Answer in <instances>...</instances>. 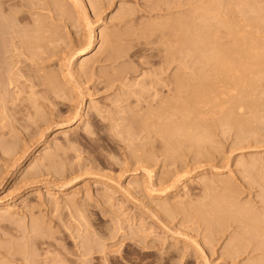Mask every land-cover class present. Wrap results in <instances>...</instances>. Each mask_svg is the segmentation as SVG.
Listing matches in <instances>:
<instances>
[{"label":"rangeland","instance_id":"obj_1","mask_svg":"<svg viewBox=\"0 0 264 264\" xmlns=\"http://www.w3.org/2000/svg\"><path fill=\"white\" fill-rule=\"evenodd\" d=\"M61 1V16L41 8V1L40 7H23L27 27L42 18L49 28L40 45H14L0 32V207L7 210L0 212V256L11 257L4 264H23L27 251L33 264H264L262 252L250 247L227 253L242 232L238 217L219 219L206 212L211 198L234 191L238 205L264 213V180H259L264 177L259 176L264 171V64L247 75L255 91L243 88L256 104L254 118L248 108L236 112L247 115L248 126L225 125L214 105L210 114V104L201 125L211 136L205 132L208 139L197 146L203 154L181 139L179 157L166 156L154 128L145 130L129 119L171 99L175 75L197 66L193 51V59L181 51L183 24L188 21L192 31L198 21L190 11L195 4L77 0L85 6L82 11L76 0ZM207 5L199 11H215L221 20L240 22V28L247 22L246 30L264 37V0ZM125 10L132 13L122 15ZM179 15L189 19L181 22ZM168 19L181 20L169 36L167 29L151 26ZM89 29L93 45L83 55L79 51ZM104 34L118 52L102 43ZM84 60L86 66L79 68ZM228 92L218 101L225 108L232 95L243 100L242 90ZM198 207L202 215L196 217Z\"/></svg>","mask_w":264,"mask_h":264},{"label":"bare ground","instance_id":"obj_2","mask_svg":"<svg viewBox=\"0 0 264 264\" xmlns=\"http://www.w3.org/2000/svg\"><path fill=\"white\" fill-rule=\"evenodd\" d=\"M40 1L42 2L41 8L47 7L49 11L51 9H52V12L55 11L54 13L56 15L57 14L60 16L64 15V13H65V11L63 9L64 5L62 3L63 1H61V0H0V32L3 35H4V33H6V35L9 36L8 42L10 41L14 45H16V43H17V45L20 44L21 46L26 47V46L40 45L42 42H44L46 40L47 36L45 33L49 32V28L47 27V25H45L44 20L42 18L33 19L32 26L27 27V24L29 25L30 22H29V19L25 16L26 14L24 15L23 14L24 12H22L23 7H25V9H26V7L28 9H32V7L33 6L35 7V5H38L40 3ZM154 1H156V2H158V1H164V2L169 1V2H172V4L178 3V7H180L182 5L181 0H154ZM190 1H192V3L195 4L194 7L193 6L191 7L190 11L195 13L193 17H194V19H197L198 21L194 20L196 22V25H193L195 27L194 28L192 27V31H190L191 29L189 27L188 21H186V22L184 21L185 24L181 23L184 25L183 27L185 28V34L183 36L182 42L186 43L185 49H183L181 51H186V54H188V55L190 54L191 51H193V53H191V54H193V55H194V53L196 54V56L194 57V62L197 64V66L194 68V70L191 68L192 72H190L188 74L183 73V75H182V72H181V74H179L180 73L179 72L175 75V76H177V77H175L176 93L175 92H174L175 94L173 93L174 95L171 96V99H168L165 101L163 100L162 102H160L161 104L157 107L155 106V108L150 107L149 109H146V110L144 109V111L138 110L139 112L137 111V113H135L134 116H132V119L131 120L129 119V121H131V124H134V125L136 124V125H140V126L142 125V127L143 126L145 127V130H147L149 127L152 129L154 128L155 133H157L159 135L158 136L160 138V139L158 138L159 141H162V143L164 144L163 148H162V149H164V151H163L164 154H166V156H170V157L173 155H176V156L178 155V157H179V154H180L179 149L181 148V146L183 147V141L181 142L180 141L181 139L185 140V143L187 142V144L190 145L191 147L194 148V146H195L196 147L195 149L197 150L196 152L203 154V151L200 150L201 148L199 149V148H197V146L199 147V144L201 142L208 139L207 135L209 137L210 133L208 132L207 129H206L207 131H205V128H203L204 122L202 123L203 125H201V121L203 120L204 116H206L205 114H209V112L211 114L213 112L214 107L216 110H218V111L220 110V112H222L223 116H222L221 120L223 121V123L225 125H229L231 127L237 126L235 128H240V130H242L241 128L243 127V125L244 124L247 125L246 122L249 123L247 121L248 120L246 117L247 115L245 117H241V114H239L240 115L239 116V115H237L238 113H236V112L239 111L240 113H242V110H244V108H248V110L250 111V113H248V114L253 116V118L255 116L254 115L255 112L253 110H254L256 104L252 103L251 102L252 100L249 99V97L252 94H250V96H249V89L248 90L245 89V91L243 89L245 87L247 88V87L251 86L250 92L253 90L255 91V85L250 84V82L247 83V75L252 69H254V68L260 69V66L262 64H264V63H262V62H264V37H257L254 32H249L248 30H246L245 27L249 26V25H247V22L244 26H242L240 28L238 26V24H240V22L238 23L236 21V23H237L236 24V23H233L232 19L231 20L226 19V21H225V19L221 20L218 13H216L215 11H212L210 9L206 10L205 12L199 11L201 9V6H203L202 7L203 9L207 8L208 7L207 2H214V0H190ZM91 2H93V1H91ZM169 2H167V3H169ZM200 2H201V4H200ZM76 4H78V1ZM84 7L85 6H83V9H84ZM47 8H43V9H47ZM262 8H264V7H262ZM83 9L81 7L82 11H84ZM121 12L124 13L122 15H127V16H128V14L130 15L132 13V12L130 13L129 10H125V11H121ZM258 13H260V12H258ZM177 15H178V13H177ZM260 17H264V15H262ZM123 18H124V16H123ZM178 18L181 19L180 15ZM85 19L88 23L86 25V28H91L89 26L90 22H88L87 18H85ZM85 19H84V21H85ZM182 19L186 20V19H189V17L185 18V16H184V17H182ZM168 20L166 22H168ZM181 20H179V21H181ZM262 20H264V18H262ZM169 21L170 22L168 24L162 22L160 24H157V23L152 24L151 26L154 25L153 28H156V29L158 28V29H161L162 31L164 29L166 31V29H167L168 34L167 33H165V34L167 36H169L170 33L174 32L178 28V26H180L179 25L180 23H178L177 21H174V19L173 20L171 19ZM181 22H183V20ZM147 24H148V26H150L149 23H147ZM191 24H193V23L191 22ZM261 26H264V25L261 24ZM219 28H223V29H219ZM87 31H88L87 32L88 35L86 36V40H84L85 44H84L83 48L79 51V53L83 54V55L85 53H87L88 49L93 45V40H94V32H92L91 29H89ZM54 32H53V34L56 33V32L55 33ZM43 39H45V40L42 41ZM102 41H103L102 42L103 44L107 45L106 47H109L111 49V50L109 49L110 51L116 52L118 45L110 37L109 34L108 35L104 34ZM17 48H15V49H17ZM179 51L180 50H178L177 52H179ZM117 52H118V50H117ZM71 56H74V53L70 55V58H71ZM117 56H118V54H117ZM192 56H190V57L193 59ZM85 60L81 61V63L79 64V68L83 69V67L86 63ZM180 63H182V62H180ZM185 63H186V61L185 62L183 61L184 66H183V64H182V66L184 68L187 64V63L186 64ZM191 64H193V63H191ZM186 67H188V66H186ZM7 73H9V72H7ZM18 74H19V71H18ZM13 75H14V73H13ZM255 79H257V78H255ZM248 80H250V79H248ZM253 87H254V89H253ZM224 89L227 92L228 91L237 92V91L242 90L243 100H238V99L234 98V95H232L234 93H231L230 95H232V96L227 101L228 107L225 108L224 102L223 103L218 102V101H220V99L223 96H225L224 94H226V91H224ZM238 94H240V93H237V95ZM226 95H228V94H226ZM210 104L212 105V106H210L211 110L208 107V105H210ZM215 104L217 106H215ZM213 105H214V107H213ZM204 107H207L210 111L208 112V109L205 110L206 108H204ZM216 110H214V111H216ZM77 115H75V116H77ZM209 116H211V115H209ZM206 118H207V116H206ZM219 126H220V124H219ZM128 131H129V129H128ZM142 131H143V128H142ZM149 132H147V133H149ZM205 132L206 133L208 132V134L206 135ZM243 132H244V130H243ZM248 132H250V130ZM157 134H155V135L157 136ZM240 134H242V133H240ZM250 134L255 135L256 132L252 131ZM209 140H210V138H209ZM177 144L179 145V147ZM186 145L184 147L189 148V149L191 148L190 146L188 147ZM200 146H202V145L200 144ZM186 148H183V149H186ZM195 149H194V151H195ZM147 150L148 149H146L145 151H147ZM186 150H188V149H186ZM180 151L182 152V150H180ZM178 152H179V154H178ZM150 153L152 154V152H150ZM50 159L51 158H49V161H50ZM30 164H31V161L29 163H27V165H25L24 168L26 169V168L30 167ZM250 164L253 165L252 163H250ZM52 166H53V164H52ZM262 167H264V166H262ZM245 169H247V168H245ZM249 170L251 172V169H249ZM148 172L150 174V171H148ZM33 175H37V172H35V173L33 172ZM260 175H264V171H262V174H259V176ZM148 176H150V175H148ZM250 177H251V175H250ZM211 180L213 181L214 179H211ZM259 180L261 182V180H264V177L260 178ZM224 182L226 183L225 180H224ZM227 187H226L225 191L227 190ZM227 191H229V190H227ZM233 192H232V194L230 193L232 196L227 195V194L226 195L220 194L218 197H213V198L210 197L211 198L210 199V201H211L210 209H208L206 212H208V214H210L212 212L211 214L212 215L215 214V217H217L219 219L220 218L222 219V217L225 215H228L230 217L235 216V217L239 218V219L237 218V221L240 223L239 225H241L240 231H242V232L239 233L238 236L234 235V238L236 236L237 240H236L235 244L232 245V247H230V249H228V248H229V246H231V244L228 246V248H227L228 254H230V255L237 254L238 252L239 253L243 252L246 248L248 249L250 247V249L253 248V249H256L258 251L260 250L262 252V253L261 252L260 253L262 255H264V213L256 214L255 212L254 213L251 212L248 208L247 203L246 204L244 203V205H241V204L238 205L237 201L234 198L235 193L233 194ZM262 197H264V194H262ZM202 199L204 200V198H201L200 200H202ZM180 203H181V201H180ZM202 204L203 203H201V205ZM1 205L3 206L2 203H1ZM182 205H179V206L181 207ZM2 206L0 207V209H1L0 212L2 211L3 212L2 215H3V214H6L5 212L7 210L3 211L2 209L4 207L2 208ZM192 206L193 205H191V208H192ZM195 207H196V205H195ZM165 209H167V208H165ZM180 209H182V211L186 210L188 212V214H190V215L192 214L189 212V210L184 209V206H182ZM191 210L192 209H190V211ZM186 211H184L185 213L184 212L183 213L186 214ZM193 211H195L194 214L196 217L202 215L200 208L199 209L194 208ZM79 214H81V212ZM184 214H182V215H184ZM208 214H206V215L208 216ZM186 216H188V215H186ZM233 217H232V219H233ZM190 218H192V215ZM204 218H206V217H204ZM223 218H226V217H223ZM227 218H229V217H227ZM211 219L212 218H210V220ZM39 236H40V234H39ZM231 241H233V239H231ZM231 241H230V243H231ZM234 241H233V243H234ZM246 242H248V243H246ZM6 247H7V244H6ZM21 247L22 246H20L19 249H21ZM16 249H18V248H16ZM19 249H18V251H19ZM23 251H24V249H23ZM23 253H22V257H21V259H22L23 256L25 255V257L23 259L24 260L23 264H33V263H30V262L34 261V260L32 261V257H29L30 252L27 255H26V253L23 255ZM82 255L85 257L87 255L86 251ZM2 257H5V259H3ZM2 257L0 256V264H4L6 262V259H7L5 255H3ZM10 258L11 257H8V259H9V260L7 259L8 262L10 261ZM260 259H261V256H260ZM23 260H22V262H23ZM262 260H264V259H262ZM11 261H12V259H11ZM19 261H21V260H19ZM206 261L207 260H205V262Z\"/></svg>","mask_w":264,"mask_h":264}]
</instances>
